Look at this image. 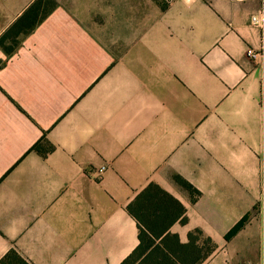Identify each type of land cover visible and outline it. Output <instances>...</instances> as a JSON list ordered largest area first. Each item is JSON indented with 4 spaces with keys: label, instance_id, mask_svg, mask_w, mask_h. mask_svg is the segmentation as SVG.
I'll return each instance as SVG.
<instances>
[{
    "label": "crops",
    "instance_id": "0c3cea01",
    "mask_svg": "<svg viewBox=\"0 0 264 264\" xmlns=\"http://www.w3.org/2000/svg\"><path fill=\"white\" fill-rule=\"evenodd\" d=\"M263 9L0 0V38H24L0 49V264H122L139 245L127 207L152 184L186 209L171 233L213 241L204 264H264V65L247 56Z\"/></svg>",
    "mask_w": 264,
    "mask_h": 264
},
{
    "label": "trees",
    "instance_id": "16d2710c",
    "mask_svg": "<svg viewBox=\"0 0 264 264\" xmlns=\"http://www.w3.org/2000/svg\"><path fill=\"white\" fill-rule=\"evenodd\" d=\"M33 30L24 34H30ZM23 39L11 30L0 38V49L12 57L21 48ZM46 145V148L36 145L33 150L41 157H47L55 148L49 141H46ZM175 181L189 193L197 192L181 178L177 177ZM127 211L138 222L139 245L122 264H204L216 249L213 241L201 230L190 233L187 243H182L178 235L171 233L176 223H187L186 209L157 185L152 184L141 192L128 205ZM252 214L244 216L226 234V242L246 226ZM19 262L24 264L21 260ZM2 263L9 264L7 261Z\"/></svg>",
    "mask_w": 264,
    "mask_h": 264
},
{
    "label": "built area",
    "instance_id": "2783aa9c",
    "mask_svg": "<svg viewBox=\"0 0 264 264\" xmlns=\"http://www.w3.org/2000/svg\"><path fill=\"white\" fill-rule=\"evenodd\" d=\"M167 2H171L173 0H165ZM245 0H236V2H243ZM263 6H264V0H261ZM252 25L258 28L261 32L260 37V46L257 50L255 49H249L247 51V56L251 59H260L262 64L264 65V9L256 15H253L251 18ZM106 170V167H103L99 171V178H101V175Z\"/></svg>",
    "mask_w": 264,
    "mask_h": 264
}]
</instances>
